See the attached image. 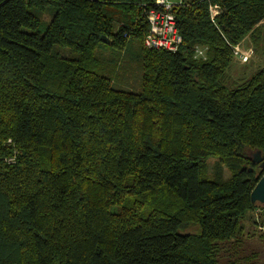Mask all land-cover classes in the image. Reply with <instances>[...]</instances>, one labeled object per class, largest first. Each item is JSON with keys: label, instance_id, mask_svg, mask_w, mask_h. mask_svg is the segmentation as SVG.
Returning a JSON list of instances; mask_svg holds the SVG:
<instances>
[{"label": "trees", "instance_id": "trees-1", "mask_svg": "<svg viewBox=\"0 0 264 264\" xmlns=\"http://www.w3.org/2000/svg\"><path fill=\"white\" fill-rule=\"evenodd\" d=\"M147 7L0 0V264H237L248 222L264 238L251 198L264 175L252 155H264V64L229 75L235 47L264 43V0L174 7L177 53L144 46ZM102 36L124 54L119 71L139 62V92L99 72ZM211 158L228 180L209 178Z\"/></svg>", "mask_w": 264, "mask_h": 264}, {"label": "rangeland", "instance_id": "rangeland-1", "mask_svg": "<svg viewBox=\"0 0 264 264\" xmlns=\"http://www.w3.org/2000/svg\"><path fill=\"white\" fill-rule=\"evenodd\" d=\"M44 23H50L52 21V13L49 11L42 16ZM264 29V22L260 24ZM259 49L256 48L250 36H248L239 45V53L234 58L229 75L233 80L240 81L250 77L258 69L263 67L264 64V43H262ZM258 51H257V50ZM55 52H59L62 56L67 58H74L73 54L67 48H61L56 46ZM98 58L100 60L99 72L108 77L116 79L115 87L121 90H128L132 92H139L140 87H134V77L139 71L140 64L137 60H127V69L125 72L119 71V67L124 56L123 52L112 48L111 46H101L97 51ZM254 156V154H252ZM208 174L209 178L216 180L226 181L231 177L230 171L225 166H219L218 160L211 158L208 161ZM260 214V211L257 212ZM250 234L243 237H239L240 244L238 247H234L229 253L231 261H237V264H245L247 259L252 260L253 264H264V238L261 237L259 232L260 228L257 224L248 222ZM254 234V235H253ZM231 250L229 245L225 246V251ZM245 259V260H243ZM248 260V264H252Z\"/></svg>", "mask_w": 264, "mask_h": 264}, {"label": "built area", "instance_id": "built-area-1", "mask_svg": "<svg viewBox=\"0 0 264 264\" xmlns=\"http://www.w3.org/2000/svg\"><path fill=\"white\" fill-rule=\"evenodd\" d=\"M189 0H153V7L145 11L149 30L144 39V46L151 50H165L177 53L182 45L183 39L177 26L176 16L172 9L187 3ZM211 20H215L221 13L217 5L209 7ZM207 47L197 46L195 48V58L206 60ZM239 53V45L234 48V58Z\"/></svg>", "mask_w": 264, "mask_h": 264}, {"label": "water", "instance_id": "water-1", "mask_svg": "<svg viewBox=\"0 0 264 264\" xmlns=\"http://www.w3.org/2000/svg\"><path fill=\"white\" fill-rule=\"evenodd\" d=\"M101 40L106 45H112L110 39L107 36H102ZM254 162L264 170V155L261 152L258 151L254 153ZM251 198L254 203H260L264 205V175L252 191Z\"/></svg>", "mask_w": 264, "mask_h": 264}, {"label": "bare ground", "instance_id": "bare-ground-1", "mask_svg": "<svg viewBox=\"0 0 264 264\" xmlns=\"http://www.w3.org/2000/svg\"><path fill=\"white\" fill-rule=\"evenodd\" d=\"M112 43V42H111Z\"/></svg>", "mask_w": 264, "mask_h": 264}, {"label": "crops", "instance_id": "crops-1", "mask_svg": "<svg viewBox=\"0 0 264 264\" xmlns=\"http://www.w3.org/2000/svg\"><path fill=\"white\" fill-rule=\"evenodd\" d=\"M120 25V24H119Z\"/></svg>", "mask_w": 264, "mask_h": 264}]
</instances>
